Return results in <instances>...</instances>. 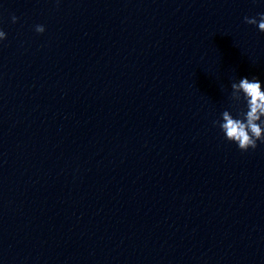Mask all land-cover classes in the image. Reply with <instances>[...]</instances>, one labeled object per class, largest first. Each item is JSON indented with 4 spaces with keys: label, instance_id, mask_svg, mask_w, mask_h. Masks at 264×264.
Returning a JSON list of instances; mask_svg holds the SVG:
<instances>
[{
    "label": "water",
    "instance_id": "water-1",
    "mask_svg": "<svg viewBox=\"0 0 264 264\" xmlns=\"http://www.w3.org/2000/svg\"><path fill=\"white\" fill-rule=\"evenodd\" d=\"M258 13L264 0H0V264H79L264 64L244 22Z\"/></svg>",
    "mask_w": 264,
    "mask_h": 264
},
{
    "label": "clouds",
    "instance_id": "clouds-1",
    "mask_svg": "<svg viewBox=\"0 0 264 264\" xmlns=\"http://www.w3.org/2000/svg\"><path fill=\"white\" fill-rule=\"evenodd\" d=\"M12 22L16 23L18 17L13 15ZM244 22L258 27L260 32H264V13H258L255 17H244ZM37 33H44L43 25H36ZM7 38V34L0 29V41ZM231 100L235 106L241 102L244 108L237 112V117L225 110L221 113L222 122L214 121L224 133L225 138L235 143L238 148L247 152L249 149L255 150L257 142L264 143V88L261 82L256 79L241 78L239 82L231 84ZM246 109V110H245Z\"/></svg>",
    "mask_w": 264,
    "mask_h": 264
}]
</instances>
